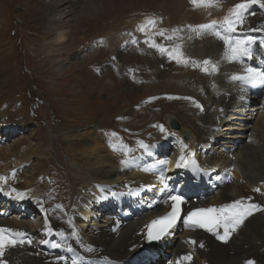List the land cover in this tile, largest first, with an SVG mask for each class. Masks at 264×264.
Listing matches in <instances>:
<instances>
[{"label": "rangeland", "instance_id": "1", "mask_svg": "<svg viewBox=\"0 0 264 264\" xmlns=\"http://www.w3.org/2000/svg\"><path fill=\"white\" fill-rule=\"evenodd\" d=\"M89 1L79 0L77 2L79 7H73L77 15L72 18L74 19L71 23L72 35L65 42H60L59 38L46 40L43 37L41 25L47 0H0V86L2 88L0 114L5 111L4 115L11 116V125L15 126L5 125L6 129L3 130L4 126H1L0 122V148L9 146L16 150L10 158L0 159V195L13 191V187L10 189L6 186L5 178H18L24 186L32 184L31 179L36 177L38 179L36 183L41 185L48 206L51 209L59 208L61 210L59 214L65 216L72 210L75 191L79 186L76 184L74 165L88 167L95 174L104 169L87 162L93 160V157L85 148L79 147L82 139H92L89 130H95L98 141L107 138L111 151L116 148V152L112 153L111 166L117 169L121 176H127L126 173L131 168L129 164L121 163L124 160L134 161L137 157L153 165L156 160H159V163L165 161L166 152L170 149L173 156L179 158L181 156L177 148L179 140L168 135L166 131H161L160 126L165 130L164 124L166 125L163 124L162 118L173 116L181 123L177 118L180 114L192 115L195 110L203 116L206 114L203 106L205 104L207 111L212 112L216 109L218 113H214L216 115L211 123L214 137L208 142L210 136L207 141L201 143L202 146L206 142L210 143V146H203L200 149L202 156L207 158L213 150L214 155L225 156L226 160L232 152V158L229 157V160L234 164L230 167L219 164L217 168L220 171L223 169L224 173L227 171L225 175L230 178H236L244 173L246 168L242 165L244 158L241 151L248 152L246 147L249 145L263 144V107L260 106L259 96L247 102H238L237 99L245 95L242 91L244 84L240 82L241 87L234 84L237 80L233 77L239 69L233 66L234 62L226 56L223 40L208 31L198 33L189 27L211 21L192 22L188 16L182 14L183 19L188 20H181L178 26H167L166 19H156L157 14L150 4L151 0H97L104 1L103 6L111 7L104 8L103 10H108L103 11L97 6V12L94 10L95 12L92 13L95 15L87 16L79 10ZM223 2L230 1L223 0ZM188 3L191 6L188 5L183 9L187 13L191 7L194 12L199 8L194 7L191 2ZM215 6L213 4L204 7L214 10L217 9ZM253 6L257 9L255 13L264 15V8L259 4ZM247 14L249 9L245 15ZM146 20H154L155 23L152 25ZM138 27H142L143 30H137ZM252 28L256 30L253 31ZM259 29H264V24ZM182 32L185 33L184 37L180 36ZM257 32V25L249 23L248 17L245 16L243 28L233 34V39L237 36L251 37L255 42V46L250 47L251 53L253 55L258 52L264 53V45L258 49L261 37ZM174 34L179 39L177 37L172 39ZM203 34L212 37L207 38ZM239 34L245 35L243 37ZM246 34L253 35L246 36ZM262 36L263 39L264 35ZM169 39L170 44L163 46L160 42ZM212 40H215L214 45ZM61 43L69 45L76 43V45L72 50L62 51L58 57L55 51L48 53L51 47H55L56 50ZM197 43L203 49V55L199 58L200 63L208 59L214 62L215 57L211 55L213 53L224 57L225 60L228 59L225 73L220 77L224 79L225 76L226 84L230 85L223 88L224 94L220 92L221 96L223 95L221 99L220 95L218 97L220 102L214 103L215 101L210 99L211 101L206 103L207 94L200 91L194 95L196 84L188 88V84L180 83L181 76L187 72L186 67L196 66L197 70L200 68V64L189 58L194 54ZM216 43H221L222 47L216 48ZM186 47L187 49L193 47L194 51L184 53L182 50L184 48L187 50ZM53 57H56L55 62L51 60ZM242 60L246 63L244 57ZM77 63L82 64L70 68L72 64ZM211 68L214 69L216 66ZM231 76L233 82L229 81ZM190 78V75H185L183 79L187 81ZM214 85L218 84L215 82ZM217 93L219 94V91ZM217 93L212 96H217ZM248 94L245 95L246 98L252 96V92ZM222 100L228 102L224 110L220 105L221 102H225ZM247 104H250L249 107ZM253 108L258 109L255 110V115L247 117ZM197 124L202 126L201 122ZM166 126L175 132L169 127L168 120ZM202 127L208 129L209 126L203 123ZM253 131L261 134L262 140L258 139L260 142L254 139L251 141ZM189 132L192 134V131ZM177 134L179 135L180 132ZM216 139H219L218 143L217 141L214 143ZM141 142L149 145L146 149L149 153L141 151L138 155L134 152L131 154L132 146ZM236 143L239 150L233 151V145ZM31 150L34 156L26 157L24 154ZM262 157L260 156L262 159L260 162L262 161L261 164L264 165V157ZM234 158L238 160L236 163ZM246 159L252 164L257 163L256 166L259 165L257 162L259 159L255 156ZM219 160L222 162L224 158ZM259 173L264 174V171L257 167L255 174ZM122 196L119 199L121 202L119 200L115 202L119 201L120 206L126 205L125 208L128 205V198ZM102 197L109 199L104 195ZM117 216L120 218L121 214ZM80 240L77 263L81 258L85 261L88 259L86 254L82 253L83 256L80 254L79 249L83 247L81 237ZM108 258L110 263L104 262V264H113V257L108 256Z\"/></svg>", "mask_w": 264, "mask_h": 264}, {"label": "bare ground", "instance_id": "2", "mask_svg": "<svg viewBox=\"0 0 264 264\" xmlns=\"http://www.w3.org/2000/svg\"><path fill=\"white\" fill-rule=\"evenodd\" d=\"M78 1L79 0H47L41 25L43 37H45L44 39L50 40L51 38H59L58 41L65 42L70 38L72 35L71 31L73 30L71 23L74 19L72 18L77 15L76 9L74 8L79 5L77 3ZM229 1V3H224L223 0H217L215 3V8L217 9L214 10H209V7L206 9L204 6L203 8L202 6H198L199 8H194L197 10L194 12L191 7L189 13L183 11L188 5L191 6V4L188 3L190 1L187 0H151L150 4L154 7L153 10L157 14L156 19L159 20L160 18H164L168 21L167 26H178L181 20H188L187 18L183 19L182 16L184 15L182 14L188 16L192 22L195 21L200 23L212 20L220 22L221 19L223 20L225 16L229 15V10L234 5L241 2L240 0ZM104 3V1L90 0L87 4H83L84 6H82L79 12L85 13L87 16H93L95 14L92 13L98 10L96 8L99 7L103 10L104 8L109 9L111 7L110 5L103 6ZM108 9L103 11H107ZM146 22H148V20H146ZM248 22L255 25H262L264 24V15H250L248 16ZM141 28L138 27L137 30L141 31ZM210 33L213 34L212 32ZM184 34L185 33L182 32L180 36L184 37ZM262 34L264 35V33ZM239 35L244 37L245 34ZM172 36V39H176L177 37L176 34ZM203 36L207 38L212 37H208L205 34H203ZM246 36L248 35L246 34ZM215 40H212L213 45ZM160 42L164 46L165 44H170V39ZM197 44L195 51L193 47L191 49H187L186 47L187 50L184 48L182 51L184 53H191L194 51V54L189 58H191L193 62H196V64H200V68L197 70L195 68L196 66L192 68L189 66L186 67L187 72L181 76L180 83L183 85L188 84V88H191L192 84L193 86L196 84L197 87L194 89V95L200 93V91L207 94L208 102L205 99L206 103H209L211 101L210 99H212L213 102L215 101L214 103L220 102L218 97L219 95L220 99L223 97V95L221 96L222 93L224 94V92H222L224 91L223 88L229 87L230 85L226 84L227 78L225 76L224 79L220 77L222 73H225L224 71L226 69L225 66H222L225 63L223 60L224 57L222 58L220 55L217 56L215 53L211 52L213 53L211 55L215 57L214 62H211V60L209 64L200 63L199 58L203 55V49L200 48L199 43ZM75 45L76 43L70 45L68 43H61L56 50H54L55 47H51L48 53L55 51L58 53L56 55V57H58L62 51L67 52L68 49L72 50ZM215 46L216 48L222 47L221 43H216ZM206 54H208V52H206ZM56 57H53L51 60L55 62ZM80 64L82 63L72 64L70 68L77 67ZM219 64L221 65L219 70L214 73L210 72V74L207 75L208 70L213 71V68H211L212 66H218ZM234 65L239 69L237 70L236 76L243 75L247 68V64L244 63L242 58L235 61L233 66ZM205 69H207V71L204 72ZM185 75H190V80H184L183 78ZM193 81L195 82L193 83ZM229 81H232V76ZM215 82L218 85H214ZM220 82L221 86H219ZM218 86L219 89H217ZM1 91L2 88L0 86V92ZM217 91H219V94ZM242 91L243 94L249 95L245 89ZM215 92L217 96L213 97L212 95ZM245 95L243 97H245ZM222 101H225L220 104L223 106L222 109L224 110L228 102H226V100ZM238 102L240 103L241 101L238 100ZM203 106L204 110H206L205 115L201 116L196 110L192 115L189 113L180 114L177 118L180 119L181 123L177 122V119L173 116H163L162 118L163 124L166 123L167 125L168 120L169 127L176 132L169 130L164 124L166 133L176 137L180 141L177 146L178 151L181 152V156H178L179 158H176L174 162H169L166 167L161 168L158 167L162 165L161 162L159 163V160H156V162L151 165L149 162L141 161L139 158H137V162L132 159L130 160L131 163H128L131 169L126 173L129 177L121 176L118 170L111 166V161H113L112 153L116 152V148H113L114 151H111L112 148L108 145L107 138L98 141L95 130H89V135L92 139H82L79 142V147L85 148L86 152L93 157V160H88L87 162L92 165H97L98 168L103 167L104 169L100 170L101 172L98 173V175L93 173L88 167L74 165L76 170L73 171L77 178L76 184L79 186L75 191V200L72 202V210L67 215L64 214L65 216L59 214L61 211L59 208L51 209V207L48 206V202L42 194L43 190L41 185L36 183L38 180L36 177L31 179L32 184L30 183V185L26 184L24 186H22L18 178H5L4 181L6 186L10 189L13 187V191L4 193L6 195H0V228L11 229L12 232L6 233V235L25 241L23 244L5 248L4 260L6 264H72L73 260L76 261L78 248L81 242L80 237L83 240V247L79 249L80 254L81 256H83L82 253L86 254L88 259L85 261L84 258H81V261L77 264H104L105 261L101 259L102 255L113 257V264H128L131 255L130 248H134L137 244H142L141 238L144 237L142 227L145 222H148L149 219L155 215V207L152 205L156 204V198L160 197L162 199L161 203H163V206L160 211L162 209H168L169 200L167 197L165 198L163 189L167 182L165 175L175 170L177 162L180 161L182 156L184 158L182 162L183 167L187 168L189 158L195 156L197 158L196 162L204 168L206 175L211 176L212 179L215 180L212 188L214 192L212 196H208L203 202L205 206L217 205L220 210L225 205H231L235 201L241 200L243 207L254 203L260 205L261 209H264V174H255V169H257V167L259 170L264 171V165L261 164L262 161L260 162V160H262L260 156L264 157V139L262 145H249V147H246L248 152L244 150L241 151V155L244 158V163L242 165L246 168L244 169V173L242 172V174H239L236 178L227 177L225 175L227 171L224 173L223 169L220 171L217 166L219 164H224L225 167H230L234 164L229 160V157L232 158V152L226 160L225 156L218 157L214 155L213 150L212 152L210 151V156L207 157L209 159L208 161L207 158H204L201 154L202 150L200 149L203 147L201 143L207 141L210 136L211 138L208 142L214 137L211 123L212 118L216 115L214 113L217 112L216 109L212 112L207 111V105L205 104ZM256 109L257 108L251 109L249 112L250 115L248 114L247 117H253L256 113ZM259 110L260 112L262 111L261 108ZM4 112L0 114L1 126H4L3 130L6 129L5 127L7 125H9L8 127H15L11 125L12 117L4 115ZM167 117H169V119ZM173 121L178 124V130L171 127ZM198 122H201L202 126L203 123H206L207 127L209 126L208 129L199 126L197 124ZM214 124L216 125L215 122ZM248 125L249 124H247L246 127H248ZM186 129L192 131V134ZM178 132H180L179 135L177 134ZM186 134H189L188 138L184 139V135ZM257 134V131H253L252 137L250 138L251 141L253 139L256 141L258 139L262 140L260 138L261 134ZM218 141L219 139H216L214 143H218ZM77 143L78 142H76V144ZM142 144L145 145V142ZM142 144L139 143L136 146H132L133 149L131 150V154L134 152V154L138 155L141 151L149 153V151L142 147ZM146 145L149 146L148 144ZM183 145H187V147L183 148ZM236 146L237 143L233 145V151L239 150ZM243 147H245V145H243ZM15 153L16 150L11 149L9 146L0 148V159H3V157L10 158V156H13ZM24 155L26 157L31 155L32 157L34 153L31 150ZM253 156L259 159V161H257L259 162L258 166H256V162V164H252L246 159L248 157L252 158ZM222 158H224V161L221 162L219 159ZM236 161L238 160L235 159V163ZM257 188L260 189L259 192L254 191ZM17 193L22 195L18 197ZM102 195L109 199L106 200ZM122 195L128 198L127 200L131 206V210L135 209V214L138 213L137 216L133 217L130 214V212H132L131 210L122 212L121 209L126 205H113ZM165 201H167V203H165ZM196 204L197 201L193 200L189 204H185V208H190ZM105 208L111 211L103 215V209ZM117 214H121L124 220L121 221L116 218H111L112 215ZM48 229H51V231H48ZM16 232L25 233L26 235L15 237L14 233ZM28 241H31V243H28ZM190 241H196L197 243L192 244ZM171 242L174 246L170 252L171 259L169 264H247L249 260L254 261V264H264V210H254L253 214L248 216L235 232H232L227 242L205 236L197 230H186L184 233L181 232ZM53 244H60L61 247H53ZM201 244H203V247L200 246ZM189 254L191 255L190 261L182 259V257Z\"/></svg>", "mask_w": 264, "mask_h": 264}, {"label": "snow or ice", "instance_id": "3", "mask_svg": "<svg viewBox=\"0 0 264 264\" xmlns=\"http://www.w3.org/2000/svg\"><path fill=\"white\" fill-rule=\"evenodd\" d=\"M193 6H212L217 2V0H190ZM253 4H259L261 8H264V0H243V2L234 5L229 10V15L223 18V21L212 20L207 24H199L195 26H189L193 31L203 32L208 31L215 34L219 39L223 40L226 46V56L233 62L239 60L242 57H251V44L253 40L251 37L236 38L233 39V34H235L238 29L243 28L245 13L248 11L249 7ZM149 24L154 25V21L149 20ZM143 30V29H141ZM255 31L256 29H252ZM175 31V30H174ZM163 34V33H161ZM163 51V49H162ZM204 64H209V61H204ZM215 70V69H213ZM207 71V69H205ZM234 80L241 81L245 86H264V69H258L256 67L248 66L243 75H238L233 77ZM199 106V105H197ZM161 131H165L162 126ZM115 135V134H113ZM142 144V142H141ZM145 149L148 148L147 145H143ZM183 148H186L187 145H183ZM184 161L183 156L180 158V161L177 162V167L182 166ZM121 163L128 164L130 161L124 160ZM161 163H168V161H162ZM15 191V190H14ZM254 191L259 192L260 189L257 188ZM22 194L17 193V196ZM172 201L171 211L168 212L165 216L158 218L157 220L152 221V225L149 226V231L147 237L152 241H159L164 236L169 234V230L175 226L178 219L181 215V204L184 203V198L180 195H170L168 197ZM167 203V201H165ZM254 210H264L261 209L258 204H248L246 207L242 206V201L237 200L231 205L223 206L217 215L211 217V225L205 222L198 217H205L211 213H217L216 209L209 208L203 209L198 208L194 211H189L184 217V223L187 226L194 228H202L206 231L212 232L216 235L217 239L227 242L228 238L235 232L243 223L244 220L253 214ZM156 226H159L156 228ZM218 228L224 229V234L219 235L217 232ZM155 229V230H154ZM51 231V229H48ZM12 232L11 229L0 228V264H6L4 260L5 248L17 246L18 244L25 243L22 239H15L12 236L6 235V233ZM26 235L25 233L16 232L14 233L15 237H22ZM46 242V241H42ZM31 243V241H28ZM192 244H196V241H190ZM203 247V244L200 245ZM53 247L59 248L60 244H53ZM183 260L190 261L191 255H185L182 257ZM72 264H77L75 260L72 261ZM247 264H254V261L249 260Z\"/></svg>", "mask_w": 264, "mask_h": 264}, {"label": "water", "instance_id": "4", "mask_svg": "<svg viewBox=\"0 0 264 264\" xmlns=\"http://www.w3.org/2000/svg\"><path fill=\"white\" fill-rule=\"evenodd\" d=\"M171 127L178 130V124L175 121L172 122ZM181 132H183V131H181ZM186 135L188 136L189 134H186Z\"/></svg>", "mask_w": 264, "mask_h": 264}]
</instances>
